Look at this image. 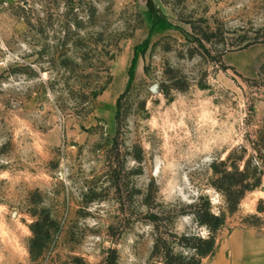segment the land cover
<instances>
[{"label": "rangeland", "instance_id": "obj_1", "mask_svg": "<svg viewBox=\"0 0 264 264\" xmlns=\"http://www.w3.org/2000/svg\"><path fill=\"white\" fill-rule=\"evenodd\" d=\"M237 163L262 183L236 204ZM238 228L264 230V0H0V264Z\"/></svg>", "mask_w": 264, "mask_h": 264}, {"label": "crops", "instance_id": "obj_2", "mask_svg": "<svg viewBox=\"0 0 264 264\" xmlns=\"http://www.w3.org/2000/svg\"><path fill=\"white\" fill-rule=\"evenodd\" d=\"M201 264H264V230L235 229Z\"/></svg>", "mask_w": 264, "mask_h": 264}, {"label": "trees", "instance_id": "obj_3", "mask_svg": "<svg viewBox=\"0 0 264 264\" xmlns=\"http://www.w3.org/2000/svg\"><path fill=\"white\" fill-rule=\"evenodd\" d=\"M124 96V95H123ZM122 96V97H123ZM119 115V112H118ZM118 118V116H117ZM239 163H237L236 165H234V170L236 173H238L242 179L240 181V193H238V196L236 194V204L242 199V197L249 191L255 190L257 188H259L261 186L262 180H261V175H262V170L260 172H258L259 168L256 167L254 172L256 173V175L259 174V177L256 178L255 181H250V172L248 170V168H246L243 171H239L240 167H239ZM250 165V164H248ZM249 167V166H248ZM225 197L230 196L225 194ZM207 217L209 218V220H213L215 221V227H219L220 225L223 224V218L221 216H215L211 213H207ZM207 222L206 224H209V221H205ZM209 222V223H208ZM197 240V239H195ZM200 244H198V247H196V253L194 255V258H192L191 260H188L187 258H184L182 255H175L173 252L169 251L167 252L165 255H163V262L164 264H201V262L203 261V259L212 256L218 246V242L215 236L209 237L208 239L205 240H198ZM196 257V259H195Z\"/></svg>", "mask_w": 264, "mask_h": 264}, {"label": "water", "instance_id": "obj_4", "mask_svg": "<svg viewBox=\"0 0 264 264\" xmlns=\"http://www.w3.org/2000/svg\"><path fill=\"white\" fill-rule=\"evenodd\" d=\"M153 91H154V92L157 91V87H156V86L153 87Z\"/></svg>", "mask_w": 264, "mask_h": 264}]
</instances>
